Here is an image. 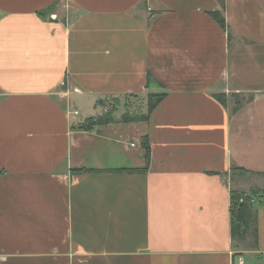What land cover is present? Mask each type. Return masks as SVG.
Segmentation results:
<instances>
[{"label":"crops","instance_id":"obj_1","mask_svg":"<svg viewBox=\"0 0 264 264\" xmlns=\"http://www.w3.org/2000/svg\"><path fill=\"white\" fill-rule=\"evenodd\" d=\"M224 1L226 30L218 0H0V264H264V204L254 246L229 214L264 184V0ZM149 91L147 121L76 126Z\"/></svg>","mask_w":264,"mask_h":264},{"label":"trees","instance_id":"obj_2","mask_svg":"<svg viewBox=\"0 0 264 264\" xmlns=\"http://www.w3.org/2000/svg\"><path fill=\"white\" fill-rule=\"evenodd\" d=\"M221 9L210 11L209 14L217 21V23L223 28V30H226V22L225 18L223 16L222 10L224 8V0H218ZM54 5L49 6L48 8L37 11V13L40 16L45 17L46 15L51 12ZM230 37V35H229ZM160 87L158 83L154 81L151 75L147 77V88H150L152 86ZM166 93L163 91L159 92H152L149 91L146 96V112L145 113H135L130 112L128 110L121 113L118 117H116V107H111L110 109H107L108 99H113L116 103L117 98L116 97H110V98H99L96 102L99 106H103L104 110L101 114L96 115L95 117H90L84 121L82 125L79 127L84 130H91L93 127L97 125H105L109 123L114 122H122V123H131V122H140V121H147L149 114L152 112L153 108L157 105V103L162 99V97ZM129 96H135L136 94H130ZM213 97L222 103L223 105L227 103V96L225 93H214ZM116 98V99H115ZM253 98V95H241V94H235L232 96V103H233V110H237L242 106V104L246 100H251ZM86 125V126H85ZM140 147L144 151V160L145 164L142 167H135L132 170V172H140V171H146L148 168V160H149V154H150V146L148 142L147 134L142 136L140 139ZM77 171H86L87 169H75ZM249 172L243 167H238L236 165H231L230 168V175L231 178L234 177L235 173L237 174H247ZM253 173V172H252ZM257 174H264L257 173ZM264 204V186L262 187H251L248 191H242V190H230V235L233 241H236L238 244L240 242H245L246 239L249 236H252V241L250 242V246H254L256 244L257 240V227H256V212L257 209ZM235 255V254H234ZM236 255H238L236 253Z\"/></svg>","mask_w":264,"mask_h":264},{"label":"rangeland","instance_id":"obj_3","mask_svg":"<svg viewBox=\"0 0 264 264\" xmlns=\"http://www.w3.org/2000/svg\"><path fill=\"white\" fill-rule=\"evenodd\" d=\"M146 99H147L146 96H141V95L137 96V97L129 96V95H123L121 97H117L116 103L113 99H108L107 104H109V105L107 106V109H110L114 105V107H116V113H115L116 117H118L121 113H123L126 110H128L130 112L140 113V114L145 113L147 110ZM81 112H82L81 117L83 118V120H82V122H78L76 124V126H78V128H80L79 126L82 125L86 119H88L90 117H94V116H89L90 114L93 113V110H91V109H83ZM142 136L140 137V139L142 138ZM135 143H137V141ZM134 144H132L131 146H134ZM138 144H139V141H138ZM263 181H264V177L261 180V184L263 183ZM251 182L254 183L253 181H246L247 184H250ZM260 186H264V184H262ZM252 187H255V186H252ZM243 259H244V261H246V263L252 264V263H250L251 259L249 257L245 256V258H243Z\"/></svg>","mask_w":264,"mask_h":264},{"label":"built area","instance_id":"obj_4","mask_svg":"<svg viewBox=\"0 0 264 264\" xmlns=\"http://www.w3.org/2000/svg\"><path fill=\"white\" fill-rule=\"evenodd\" d=\"M75 113H77V112H75ZM232 264H245V261H244V259L242 257H240L238 255V256H235L233 258Z\"/></svg>","mask_w":264,"mask_h":264}]
</instances>
